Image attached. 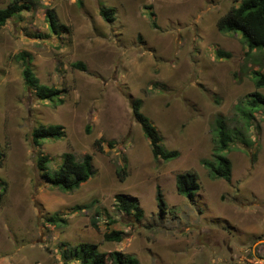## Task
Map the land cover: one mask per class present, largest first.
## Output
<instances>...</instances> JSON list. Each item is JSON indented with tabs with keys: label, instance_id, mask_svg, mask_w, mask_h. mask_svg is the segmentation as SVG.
Wrapping results in <instances>:
<instances>
[{
	"label": "rangeland",
	"instance_id": "1",
	"mask_svg": "<svg viewBox=\"0 0 264 264\" xmlns=\"http://www.w3.org/2000/svg\"><path fill=\"white\" fill-rule=\"evenodd\" d=\"M9 1L0 0V8ZM23 2L29 9L0 28V264H64L62 252L79 243L131 255L138 264H264V109L245 130L235 114L254 90L249 73L260 63L252 60L264 52L247 59L238 34L216 29L234 1ZM100 7L113 9L112 22ZM217 50L230 57L217 58ZM20 52L31 55L39 83L62 90V104L41 101L24 86ZM77 62L84 71L72 66ZM258 91L264 95V87ZM134 99L164 149L178 152L175 159H153L132 118ZM216 116L231 134H243L224 153L229 181L211 178L202 165L212 158ZM39 124L62 126V138L34 145L31 131ZM66 152L77 160L90 155L94 170L71 192L50 187L36 168L46 155L48 169H57ZM187 170L198 176L191 201L174 184ZM116 194L136 199L139 221L118 211ZM50 216L58 222H47ZM111 230L122 233L120 242L104 240Z\"/></svg>",
	"mask_w": 264,
	"mask_h": 264
},
{
	"label": "trees",
	"instance_id": "2",
	"mask_svg": "<svg viewBox=\"0 0 264 264\" xmlns=\"http://www.w3.org/2000/svg\"><path fill=\"white\" fill-rule=\"evenodd\" d=\"M24 0H10L5 7L0 8V28L16 13L21 10L29 9V5ZM234 5L231 6L215 23L216 29L223 34H238L242 43L247 48L245 56L247 59L253 52H264V0H233ZM80 3V0H77ZM99 15L107 23L114 20V12L112 8L100 7ZM48 26L54 30L56 22L51 11L45 12ZM155 27V24H152ZM256 56V55H255ZM217 58H228L229 53L217 50ZM16 60L21 64V78L24 86L31 89L37 99L50 101L56 105L62 104V90L39 83L38 78L31 68V55L26 52H20L16 55ZM255 58V57H254ZM252 63H260L259 70L250 71V79L253 83L254 90L246 95V98L240 100L235 105L236 120L241 122L242 128L245 130L249 127L250 121L253 119L254 113L264 109V95L258 90L264 87V59L252 60ZM73 67H77L84 71L85 67L82 63H74ZM141 100L134 99L131 104V114L134 121L139 124L141 131L149 142L151 155L154 160L169 161L178 156L177 151H169L164 149L162 139L150 120L140 111ZM212 141L213 154L210 160H202V165L207 169L211 178L223 179L229 181L231 173V165L225 156V151L229 147V143L233 139H241L242 132L232 134L226 125L225 119L216 116L212 122ZM63 136V127L60 125H43L39 124L32 129L31 137L34 145H40L44 139L59 140ZM2 154L0 153V165ZM61 163L55 170H49L47 167L48 157L46 155L39 156L36 159V168L40 172L41 178L46 184L52 188H56L63 192H71L80 187L94 174L91 156L85 154L81 159L77 160L72 153L66 152L61 156ZM124 170H119L121 177ZM175 190L178 195L191 201L195 193L199 190L198 176L196 172L187 170L175 176ZM3 188H1V192ZM114 201L118 211L125 215L131 216L135 221L142 218L143 212L139 207L135 198H131L122 194H116ZM156 207L160 213L166 210V203L163 199L159 188L155 193ZM47 222L56 224L58 219L50 216ZM95 226V222L92 221ZM105 241L120 242L122 233L111 230L104 233ZM64 264H138L137 259L131 255L119 252H100L95 244L79 243L61 254Z\"/></svg>",
	"mask_w": 264,
	"mask_h": 264
}]
</instances>
